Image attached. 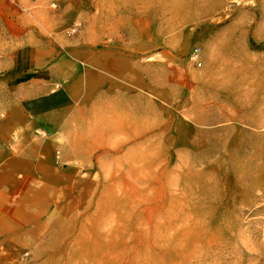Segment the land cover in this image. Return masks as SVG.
<instances>
[{"label": "rangeland", "instance_id": "rangeland-1", "mask_svg": "<svg viewBox=\"0 0 264 264\" xmlns=\"http://www.w3.org/2000/svg\"><path fill=\"white\" fill-rule=\"evenodd\" d=\"M58 10L59 0H0V76L22 44L84 51L122 31L76 12L58 24ZM156 15L157 52L141 60L156 92L126 95L124 135L102 141L84 184L62 191L76 250L55 255L264 264V0H157ZM18 96L0 77V118Z\"/></svg>", "mask_w": 264, "mask_h": 264}, {"label": "crops", "instance_id": "crops-1", "mask_svg": "<svg viewBox=\"0 0 264 264\" xmlns=\"http://www.w3.org/2000/svg\"><path fill=\"white\" fill-rule=\"evenodd\" d=\"M58 12V24L76 12L122 31L84 51L36 41L11 53L0 77L19 99L0 118V264H78L55 255L76 250L62 191L79 187L102 141L124 135L126 95L156 92L141 60L157 52V0H59ZM24 252L33 259H9Z\"/></svg>", "mask_w": 264, "mask_h": 264}, {"label": "built area", "instance_id": "built-area-1", "mask_svg": "<svg viewBox=\"0 0 264 264\" xmlns=\"http://www.w3.org/2000/svg\"><path fill=\"white\" fill-rule=\"evenodd\" d=\"M198 48H195L193 55L196 57L198 54Z\"/></svg>", "mask_w": 264, "mask_h": 264}]
</instances>
